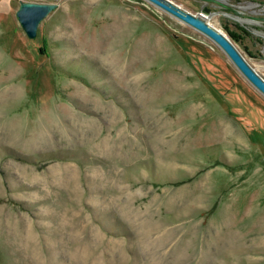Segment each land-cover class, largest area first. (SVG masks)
<instances>
[{"label":"rangeland","instance_id":"374dc122","mask_svg":"<svg viewBox=\"0 0 264 264\" xmlns=\"http://www.w3.org/2000/svg\"><path fill=\"white\" fill-rule=\"evenodd\" d=\"M169 1L264 80L263 0ZM0 264H264V96L146 0H0Z\"/></svg>","mask_w":264,"mask_h":264},{"label":"water","instance_id":"95a60500","mask_svg":"<svg viewBox=\"0 0 264 264\" xmlns=\"http://www.w3.org/2000/svg\"><path fill=\"white\" fill-rule=\"evenodd\" d=\"M170 16L201 33L227 56L244 79L264 96V80L249 66L233 43L220 30L208 24L202 17L181 9L169 0H146ZM56 5L21 3L16 13L17 20L28 39H35L39 24L56 9ZM208 14L209 10H203Z\"/></svg>","mask_w":264,"mask_h":264},{"label":"trees","instance_id":"16d2710c","mask_svg":"<svg viewBox=\"0 0 264 264\" xmlns=\"http://www.w3.org/2000/svg\"><path fill=\"white\" fill-rule=\"evenodd\" d=\"M237 30H238L237 32H232V31H229V30H227V32H226L228 34V36L231 38V40L234 41V42L242 41L243 40V37H242L243 35L247 36L246 31L243 30L242 28L237 27Z\"/></svg>","mask_w":264,"mask_h":264},{"label":"flooded vegetation","instance_id":"af4514ba","mask_svg":"<svg viewBox=\"0 0 264 264\" xmlns=\"http://www.w3.org/2000/svg\"><path fill=\"white\" fill-rule=\"evenodd\" d=\"M205 9H206V8H205ZM205 9H204V10H205ZM207 10H208V9H207ZM227 38H228L230 41H232L231 38L228 36V34H227Z\"/></svg>","mask_w":264,"mask_h":264}]
</instances>
